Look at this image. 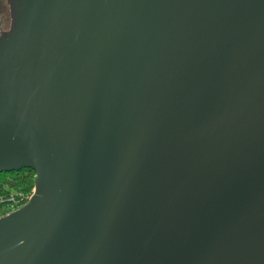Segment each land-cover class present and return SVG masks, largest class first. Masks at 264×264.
I'll list each match as a JSON object with an SVG mask.
<instances>
[{"label": "water", "instance_id": "obj_1", "mask_svg": "<svg viewBox=\"0 0 264 264\" xmlns=\"http://www.w3.org/2000/svg\"><path fill=\"white\" fill-rule=\"evenodd\" d=\"M0 264H264V0H7Z\"/></svg>", "mask_w": 264, "mask_h": 264}, {"label": "trees", "instance_id": "obj_2", "mask_svg": "<svg viewBox=\"0 0 264 264\" xmlns=\"http://www.w3.org/2000/svg\"><path fill=\"white\" fill-rule=\"evenodd\" d=\"M36 174L31 169L0 172V217L26 204L35 187Z\"/></svg>", "mask_w": 264, "mask_h": 264}, {"label": "rangeland", "instance_id": "obj_3", "mask_svg": "<svg viewBox=\"0 0 264 264\" xmlns=\"http://www.w3.org/2000/svg\"><path fill=\"white\" fill-rule=\"evenodd\" d=\"M11 25L10 10L7 0H0V34L7 31Z\"/></svg>", "mask_w": 264, "mask_h": 264}]
</instances>
